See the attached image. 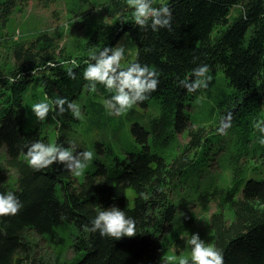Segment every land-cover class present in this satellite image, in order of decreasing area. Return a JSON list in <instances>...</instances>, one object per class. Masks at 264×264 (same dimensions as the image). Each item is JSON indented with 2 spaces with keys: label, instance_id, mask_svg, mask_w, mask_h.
<instances>
[{
  "label": "trees",
  "instance_id": "trees-1",
  "mask_svg": "<svg viewBox=\"0 0 264 264\" xmlns=\"http://www.w3.org/2000/svg\"><path fill=\"white\" fill-rule=\"evenodd\" d=\"M27 1L0 0V193L11 191L23 204L18 214L0 216V264H178L166 254L186 243L187 222L178 213L184 184L201 210L215 202L209 222L224 264H264V145L254 128L264 121V0H167L171 30L156 32L135 25L126 0H60L68 22L80 23L79 34L62 26L17 34L12 15ZM125 32L136 45L130 61L155 68L159 85L109 119L103 101L112 93L100 84L89 91L83 70L91 51L114 47ZM201 64L221 69L229 87L208 124H194L188 111L201 89L190 93L178 84ZM25 93L49 102L65 97L80 105L83 118L51 112L59 127L50 141L39 125L22 126ZM229 111L232 126L222 137L229 138L231 176L224 184L204 177L200 166ZM91 129L102 133L94 139ZM126 133V144L115 145ZM178 135L185 142L176 148ZM38 139L75 144L94 159L79 176L59 163L34 170L25 153ZM257 162L261 176L245 179ZM112 206L135 219L136 235L117 240L85 230L100 208Z\"/></svg>",
  "mask_w": 264,
  "mask_h": 264
},
{
  "label": "clouds",
  "instance_id": "clouds-1",
  "mask_svg": "<svg viewBox=\"0 0 264 264\" xmlns=\"http://www.w3.org/2000/svg\"><path fill=\"white\" fill-rule=\"evenodd\" d=\"M126 4L132 9V19L140 29L151 28L153 32L161 28L171 30L172 11L167 0H161L159 6H154V0H126ZM125 53L124 45L117 43L114 47L104 46L98 51H91L85 61L83 79L88 82V90L95 92L100 84L112 93L110 98L103 101L109 115L120 116L126 113L134 105L147 100L148 95L155 92L159 85V73L155 68L140 63L138 59L122 65L126 58ZM195 59L194 57V62ZM209 71L207 64L198 65L191 70L190 78L181 79L178 84L190 93L207 88L212 79ZM66 74L70 79L76 78L73 68L66 69ZM31 111L39 121H44L53 111L58 114L70 111L75 119L83 118L80 105L65 97L50 102L47 99L37 102L31 106ZM231 126L232 112L229 111L220 118L216 131L220 135H227ZM254 128L262 134L258 142L264 145V121H256ZM26 148V162L34 170H42L59 163L79 176L94 159L92 151L77 152L75 144L65 147L38 139ZM22 207V202L13 192L0 193V216L16 215ZM90 224V227H85L86 231L99 232L102 237L117 240L137 233L135 219L116 206L100 208ZM187 243L191 246L190 258L180 256L178 264H224L222 250L206 243L198 233L191 234Z\"/></svg>",
  "mask_w": 264,
  "mask_h": 264
},
{
  "label": "rangeland",
  "instance_id": "rangeland-1",
  "mask_svg": "<svg viewBox=\"0 0 264 264\" xmlns=\"http://www.w3.org/2000/svg\"><path fill=\"white\" fill-rule=\"evenodd\" d=\"M103 19V18H102ZM12 26L15 28L17 34H20L22 29L28 30H40L49 28H57L62 26L64 29L73 28V33H80V23L78 20L74 19L72 22H68L67 15L64 10V6L60 0H49L45 5V0H28L27 3H24L21 7V10L12 15ZM124 45L126 49L125 60L122 61V65L128 63L135 56L136 45L134 41L131 39L128 33H123L119 36L116 44ZM115 44V45H116ZM209 75L212 77L211 81L208 84L207 88H202L201 92H199L192 101L191 106L188 111L191 116L192 122L196 123H213L215 122V117L217 116V108L218 104H216L217 99L219 98L222 92L228 90V85L225 82L223 73L221 69L215 68L214 70L209 71ZM45 98L38 94L37 96L30 97L28 93L23 95L22 104L24 107L23 115H22V126L24 128L33 127L39 125L42 127L43 132L48 136L50 141H53L56 129L59 127V123L53 117L51 112L48 117L44 121H39L34 113L31 111V106L37 102L43 101ZM108 118H112V115H107ZM210 118V119H209ZM212 121V122H211ZM108 125V124H107ZM129 127V123H125L123 130ZM122 130V131H123ZM102 133L101 129H91L88 131L89 136L96 139ZM123 133V132H121ZM186 132L184 135L186 136ZM110 137L109 134H107ZM130 134L126 133V135L118 136V139L114 140V144L125 145L126 141L129 138H126ZM223 135H221L220 140L214 139L211 144V148L209 149V155L211 156L208 161L202 162L203 165H207V168L201 165L203 169H206V175L204 177H216L218 182L227 183L231 172L228 169L226 163V156L228 149L227 142L229 143V138L227 137L224 141ZM185 142V137L178 135L177 146L179 148ZM127 145H130L127 143ZM222 145V148L219 147ZM1 154V152H0ZM251 162H253L251 160ZM0 160V165H1ZM256 169L250 170L245 173V179L249 177L258 178L263 173L258 167V162L255 163ZM254 165V164H253ZM251 167V166H250ZM10 175V172H8ZM178 193H180V198L184 200V204L178 210L180 214L183 215V218L187 222V227L185 230V238L186 243L183 249L178 254H166L174 256L175 258H179L180 256L190 257L191 246L187 243L188 239H190L191 234L198 233L200 238L203 239L206 243L212 244L214 242V234L210 227V214L217 209L215 202H211L209 204V210H201L195 203L194 199L192 200V195L190 191L186 189V185H179ZM194 203V204H193ZM224 211L226 213L227 218H229L228 208L224 207ZM177 213V216H178Z\"/></svg>",
  "mask_w": 264,
  "mask_h": 264
},
{
  "label": "bare ground",
  "instance_id": "bare-ground-1",
  "mask_svg": "<svg viewBox=\"0 0 264 264\" xmlns=\"http://www.w3.org/2000/svg\"><path fill=\"white\" fill-rule=\"evenodd\" d=\"M208 211V210H207Z\"/></svg>",
  "mask_w": 264,
  "mask_h": 264
}]
</instances>
